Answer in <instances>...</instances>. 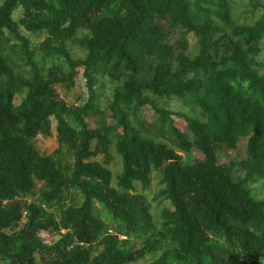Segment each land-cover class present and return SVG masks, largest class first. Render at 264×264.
Returning <instances> with one entry per match:
<instances>
[{
    "label": "trees",
    "instance_id": "1",
    "mask_svg": "<svg viewBox=\"0 0 264 264\" xmlns=\"http://www.w3.org/2000/svg\"><path fill=\"white\" fill-rule=\"evenodd\" d=\"M250 5L237 23L210 0H0L1 261L264 264V0ZM78 70L86 100L67 105L55 88H74ZM103 77L116 85L109 114L96 103ZM53 131L70 171L35 148ZM193 149L201 159L188 162ZM153 174L158 223L136 188Z\"/></svg>",
    "mask_w": 264,
    "mask_h": 264
},
{
    "label": "rangeland",
    "instance_id": "2",
    "mask_svg": "<svg viewBox=\"0 0 264 264\" xmlns=\"http://www.w3.org/2000/svg\"><path fill=\"white\" fill-rule=\"evenodd\" d=\"M210 2H212L215 6H220V5H223L225 3L226 7L229 8V10L231 12L232 19L234 21L236 20L237 23H240L243 21H248L250 19V14L253 12L251 5H250V0H210ZM16 19H18V17ZM21 32L25 36H29L22 29H21ZM174 38L176 39L177 36H175ZM186 39L189 42V47H190L189 50H191L194 53V42H195L194 38L189 35ZM41 41H43V38L38 40V42H41ZM32 42L36 43V40H33V38H32ZM68 44H70V43H68ZM69 52H70V55L73 59H81V58H83V55H84V51L77 46L70 45ZM259 59L264 61V54L263 53L260 54ZM50 64L56 65V64H58V62L52 61V62H50ZM81 73H82V71L78 70L77 82H76L74 88L65 89L61 85H58L55 88L58 97L62 101H64L67 105L72 104L74 106H80L86 100L85 81L83 80ZM115 87H116V85L114 83H109L108 79L106 77L99 78L97 81V85L95 87L96 94H97V102L96 103L100 107L101 110H105L106 114H109V112L107 110V106H108V103L112 99V94H113V90ZM160 104H162L163 106L167 107L168 109H170L174 112L182 110L181 106H179L175 101H172V102L162 101V102H160ZM140 112H141V115L143 116L144 124H146V125L151 123L155 118L154 112L149 107H143L140 110ZM172 119H173L174 125L180 131H185L186 124L182 119L176 118L174 116H172ZM87 122H88L89 128H95L96 127V122L94 119H92V118L87 119ZM109 122H111V121L109 120ZM246 141H247V139H242L238 143L237 150H236L237 151V154H236L237 157H240V158L245 157ZM34 145L40 154L45 155V156L55 155V157L59 158V160L61 161L62 166L67 167L69 171L71 170V168L73 166L72 155L70 153H67L65 148H60L58 146L57 141H56V134L54 131L52 132V135L49 138H43V137L37 138L34 142ZM55 152H57V154H53ZM112 155L114 158V162L111 166V171L113 173V176H115L120 172V164H119V160L115 156V154L112 153ZM234 156H235V154L232 152L222 153L220 155L221 163L226 161V159H228V158H233ZM185 158L188 162H193V161L200 160L201 155L198 153L197 150L193 149L188 155H185ZM93 160H100V156L95 157ZM36 186L37 187H36L35 191H38L42 187L41 184H37ZM136 188H137V191L139 193H141L143 196L146 197L147 202L150 203L151 211L155 215L154 220L156 223H158V219H157L158 215H159L162 207L165 206L166 203H164L162 206V205H158V202H156L154 200L155 194L160 189L156 175L155 174L152 175L151 183H150L147 190L141 191L140 186L138 184H136ZM35 196H37V192H36ZM65 197H66L65 201H67L68 204H69V201H68L69 199H73L75 205L80 204V201H81L80 195L78 193H76V191L70 187H68V189L66 190ZM257 197L264 198V189L263 188H261L257 191ZM109 225L110 224H108V222H106L107 228L112 230V228L109 227ZM136 248H139V245H137ZM100 250H101V248H97L94 252V255H96L98 252H100ZM153 259L154 258H152V257H147L145 259L138 260L132 264H150L153 261ZM0 264H5V263L0 260Z\"/></svg>",
    "mask_w": 264,
    "mask_h": 264
}]
</instances>
